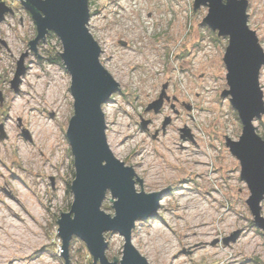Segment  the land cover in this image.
Wrapping results in <instances>:
<instances>
[{"label": "rangeland", "instance_id": "374dc122", "mask_svg": "<svg viewBox=\"0 0 264 264\" xmlns=\"http://www.w3.org/2000/svg\"><path fill=\"white\" fill-rule=\"evenodd\" d=\"M2 2L12 13L0 23V213L20 224L6 203L16 206L25 218L20 225L25 233L11 238L7 219L0 216V252H9L0 264H65L57 222L74 198L68 191L74 158L66 137L74 113L71 77L55 61L63 51L60 40L48 35L41 41L39 60L28 45L37 35L30 13L20 0ZM194 2L91 0L88 27L102 49L103 66L120 84V92L103 107L108 145L115 157L135 169L145 193L171 187L157 217L137 221L132 243L149 264H240L235 261L238 252L241 264H264V238L246 203L248 184L225 141L239 140L243 131L229 98L221 96L229 89L223 63L228 39L203 24L208 8L194 11ZM247 9L249 27L264 50V0H248ZM22 56L25 74L16 91L12 81ZM260 74L264 93V67ZM164 86L168 100L160 112L147 111ZM58 88L63 105L51 107L48 92ZM27 97L36 101L28 117L34 113V119L49 122L59 132L58 145L46 153L24 117L26 106H15ZM262 118L255 126L264 140ZM25 146H33L37 168L22 157ZM136 188L142 192L138 181ZM111 200L108 193L102 211L114 217ZM201 205L205 210H196L197 218L189 215L191 207ZM261 205L264 216V201ZM237 232L235 242L226 243ZM75 238L69 264H93L87 246ZM105 240L108 259L121 260L124 239L107 232Z\"/></svg>", "mask_w": 264, "mask_h": 264}, {"label": "water", "instance_id": "95a60500", "mask_svg": "<svg viewBox=\"0 0 264 264\" xmlns=\"http://www.w3.org/2000/svg\"><path fill=\"white\" fill-rule=\"evenodd\" d=\"M90 0H20L30 13L37 29L36 37L28 44L37 54L41 41L50 34L60 40V59L71 77L70 92L74 99V113L68 124L66 137L74 158L75 176L70 190L73 204L68 213H62L57 224L62 238L61 255L69 264L70 243L79 239L88 249L93 264H149L132 243L133 230L138 220L158 215L160 201L171 187L157 193H145L143 181L135 169L114 156L106 135V116L103 107L120 92V84L103 66L102 49L90 28ZM193 10L208 8L203 24L218 36L228 39L223 63L229 87L222 93L229 98L242 122L239 140L225 138L229 152L240 162L241 179L248 184L250 197L246 201L254 217L253 224L264 238V140L255 126L264 115V93L260 85L264 67V50L256 31L249 27L248 0H194ZM12 9L0 3V23ZM18 63L13 87L18 91L21 76L25 74L24 58ZM166 87L147 111L159 113L163 107ZM169 122H165V126ZM144 128L147 123L143 122ZM189 135L188 131H184ZM185 135V136H186ZM28 138V135L26 133ZM142 192H137L136 182ZM113 202L114 217L102 211L107 194ZM117 233L124 239L123 257L110 261L106 255L109 244L106 233ZM239 233L226 238L235 242Z\"/></svg>", "mask_w": 264, "mask_h": 264}, {"label": "bare ground", "instance_id": "6f19581e", "mask_svg": "<svg viewBox=\"0 0 264 264\" xmlns=\"http://www.w3.org/2000/svg\"><path fill=\"white\" fill-rule=\"evenodd\" d=\"M27 94V93H25ZM63 96L62 94L59 92V88L56 90V92L54 91V93L51 92V90H49L48 92V96H47V105H50L51 107L52 106H57V107H61L63 104ZM32 97H27L25 99H23L22 101H16L15 103V106H17L18 109H21L22 105L23 106H26V113L24 116L27 120L30 119V127H31V130L33 132V138H35V141L37 142V144L39 145V147H41L42 149H44V152L46 153V148L48 149H53V146H57L58 145V130L55 131L54 129V126L52 124H50L49 122L47 121H44V120H39V119H34V113L31 117H28L29 116V112L30 111H33L36 109V105H34L33 102L36 103V101L33 99ZM31 103H33V105H31ZM33 149V146L32 147H28V146H25L23 152H22V157L26 158L27 160L28 159H31L33 160V164H35V167L37 168V162H36V158H35V153L32 152ZM201 163V161H199ZM198 162V163H199ZM0 163H2V161H0ZM12 199L14 201H16V203H19L18 202V198L15 197V196H12ZM165 200L162 201V203L164 202ZM6 205H8L11 209V212H12V215L18 220L20 221V224L18 222H13L11 220L8 219L7 216H3L1 213H0V216L1 217H6V223H7V226L9 227V236L11 238H14L16 239L17 237H21L24 235L25 231H23L22 228L20 225L22 224L25 225V218L20 215V213L18 212V209L16 208V206H14L13 204H10V203H6ZM192 210H190L189 212V215L190 214H194L195 217L197 218L198 215L196 214V210L200 209L202 212H204L205 208L201 205V206H196V207H191ZM37 214V212H36ZM39 214V212H38ZM37 214V215H38ZM40 215V214H39ZM3 228L0 226V232ZM1 239V238H0ZM1 243V242H0ZM3 247V246H2ZM204 248V247H203ZM203 248H199L198 250L202 251ZM0 249H4L3 248H0ZM8 251H10L9 248H6ZM5 249V250H6ZM198 250H195L198 252ZM6 254H9V252H0V257H4L6 256ZM235 261H238L240 264H241V255L240 253L238 252L235 256ZM233 262V261H232ZM14 264V262L12 263ZM225 264H232L231 262H226Z\"/></svg>", "mask_w": 264, "mask_h": 264}, {"label": "trees", "instance_id": "16d2710c", "mask_svg": "<svg viewBox=\"0 0 264 264\" xmlns=\"http://www.w3.org/2000/svg\"><path fill=\"white\" fill-rule=\"evenodd\" d=\"M89 5L91 6V0L89 1ZM50 37H51V38H52V37H53V38H56L55 35H54L53 33L50 34ZM59 55H60V53H59ZM59 55L56 56L55 61L57 62V64L61 65V64H62V61H61ZM74 176H75V174H74ZM70 187H71V184L69 183V187H68V191H69V192H71V191H70ZM75 240H77V239L75 238L74 241H75ZM90 264H92V263L90 262Z\"/></svg>", "mask_w": 264, "mask_h": 264}]
</instances>
